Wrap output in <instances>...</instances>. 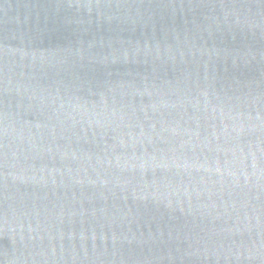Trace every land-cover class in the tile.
<instances>
[{
  "label": "water",
  "instance_id": "obj_1",
  "mask_svg": "<svg viewBox=\"0 0 264 264\" xmlns=\"http://www.w3.org/2000/svg\"><path fill=\"white\" fill-rule=\"evenodd\" d=\"M0 264H264V0H0Z\"/></svg>",
  "mask_w": 264,
  "mask_h": 264
}]
</instances>
